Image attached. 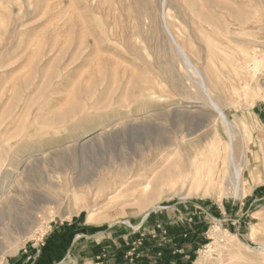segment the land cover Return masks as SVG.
Instances as JSON below:
<instances>
[{"label": "rangeland", "instance_id": "rangeland-1", "mask_svg": "<svg viewBox=\"0 0 264 264\" xmlns=\"http://www.w3.org/2000/svg\"><path fill=\"white\" fill-rule=\"evenodd\" d=\"M169 2L191 60L222 83L233 76L239 50L221 35L230 11ZM240 7L256 16L245 33L264 54V0ZM162 15V0H0V154L41 149L20 166L2 158L0 264H36L53 229L69 224L77 235L107 230L92 238L107 264H264V99L226 109L240 127L242 189L191 185L196 163L217 167L213 142L226 145L228 132Z\"/></svg>", "mask_w": 264, "mask_h": 264}, {"label": "bare ground", "instance_id": "bare-ground-1", "mask_svg": "<svg viewBox=\"0 0 264 264\" xmlns=\"http://www.w3.org/2000/svg\"><path fill=\"white\" fill-rule=\"evenodd\" d=\"M218 1L219 2L216 6L221 7L224 10L225 9L229 10L230 12H227V13H229V14L231 13L230 17L232 19L231 20L229 18L230 19L229 23H226L225 27L223 29H221V32H223V33H221V32L220 33H221V35L224 34V37L230 41V45L233 44L234 48L239 50L236 57H235L236 61H237L235 72H234L233 76L228 77L227 80L224 81L223 83L216 80V75H215L216 70L213 69V71H212V69H210L207 66V63L205 65L202 62L201 63L193 62L191 60L189 54L186 51V47L179 42L177 37H175V35L171 29V25L169 23V18H170L169 12L170 11L166 10L167 7H170V5H171L169 0H162V7H163L162 22H163V27H164L166 34L169 36L173 46L175 47L177 53L179 54V57L182 59V63H183V65L186 69V72L188 74L187 75L188 78L191 81H193V83H195V86L197 87L200 94L202 95L205 103L208 105L207 107L212 109L217 114L219 120L221 119L223 121V123L227 127V132H228V140L226 142V145H223L221 143V141H219V139H215V142H213L214 152L211 155L214 157V162L217 164L216 165L217 167L215 168L213 166V162H209V163L207 162V164L204 166H200L198 163H196L194 165V169H193L194 174L192 175V179L190 178L192 180V184L191 183L190 184L197 187L198 185H201L204 183H207L208 186H214L217 183H219L225 189V186L227 185V183H230V185H232V187L235 190H239L240 188L242 189L243 182L244 181L246 182V176L243 175V173H242L243 168L242 169L240 168L241 169L240 170L239 167L236 165L237 162H236V151H235V135H236V133H240V127L237 125L236 122H232L229 119V116H228L226 109L233 108L237 103H239L243 99L250 98V99L255 100V97H257L256 95H258V97L260 99H262V100L264 99V88H263L264 83H262L263 82L262 79L264 77V54H260V52L258 50V42L250 39L248 34L245 33L246 30L255 28L256 24H257V20L255 19L256 16H253V13L251 11L246 10L245 7H244L245 9H242L240 7L242 4H249L250 0H234V2L236 4L234 2H233V4H230L231 2L228 1L229 2L228 3L226 0L222 1V2H221V0H218ZM211 5H212V3H211ZM217 10H218V8H217ZM122 11H123V8H122ZM219 11H221V9H219ZM227 13H225V15L229 16V14H227ZM219 16L221 17L222 15L220 14ZM205 17L207 20H205V22H203V23L208 24V26H210L212 28H214V25L216 23H218L217 17H213L209 14L206 15ZM197 18L202 19V17L198 16V15H197ZM145 21H146V19H145ZM202 21H203V19H202ZM198 22H199V20H198ZM177 23H178V21H177ZM210 27H209V29H210ZM230 28H232V29H230ZM215 30H216V28H215ZM219 31L220 30H218L217 32H219ZM199 35H200V33H199ZM247 38H249L250 41ZM234 39H236L238 41H235ZM240 39H242V40H240ZM204 40H205V38H204ZM223 49H225V48H223ZM261 52H263V51H261ZM197 60L201 61L203 59L201 57H199ZM223 67H225V66H223ZM246 131L248 132L247 129H246ZM197 132H199V130H197ZM197 132L193 131V133H195L194 135H196ZM191 135H193V134H191ZM218 135L219 134H217V138L220 136V135L219 136ZM247 135H248V137L250 136L247 133L246 137H247ZM185 139H189V138H187V136H185ZM178 141H179V139H178ZM175 142H176V140H175ZM181 142L182 141H180V144H181ZM178 144H179V142L176 144V147ZM215 144H216V146H215ZM245 147H247V146H245ZM40 150L41 149H39L37 147H31V148H26V149H20L18 152L14 153V154L11 153V155L8 152L4 153V154L2 153V154H3V156L4 155L6 156V159L11 164H14L18 160L19 161L18 164L20 166V165H22V163H24L26 158L32 157L33 154H36ZM39 154H40V152H39ZM3 156H1V154H0V174H1V172H3V170H2V167L4 166L3 165L4 163L2 161ZM220 160L222 161V164H223L222 166L218 165V164H221ZM219 161H220V163H218ZM205 162L206 161H204V163ZM8 175L9 174H7V173H5L4 175H0V193H3L2 191L4 188L2 186H3V184H5L4 183L5 180L2 181V179L3 178L5 179ZM183 177H184V175H180V178H183ZM218 186H220V185H218ZM193 187H192V189H193ZM145 188L149 189L150 185L146 184ZM201 190L203 192V189H201ZM209 191H211V190H209ZM199 192H196V193L200 194ZM213 192H215V191L213 190ZM221 192H222V190H221ZM191 193H193V192H191ZM153 194H155V193H153ZM203 195H204V193H203ZM73 196L74 195H72V197ZM205 196H207V195H205ZM73 198L76 199L75 197H73ZM41 201H43V200H41ZM2 203H4V202H2ZM45 205H46V203L44 204V206ZM81 208H82L81 210L88 209V211H91V210L95 209V206L94 205L93 206L92 205H89V206L83 205V207L81 206ZM2 209H3V207H2ZM147 215L145 216V219H146ZM215 235H217V234H215ZM30 237H31V235H30ZM0 250L2 251L3 249H0ZM202 258H203V256H202ZM200 262H202V261H200ZM201 264H203V263H201Z\"/></svg>", "mask_w": 264, "mask_h": 264}, {"label": "crops", "instance_id": "crops-1", "mask_svg": "<svg viewBox=\"0 0 264 264\" xmlns=\"http://www.w3.org/2000/svg\"><path fill=\"white\" fill-rule=\"evenodd\" d=\"M65 228V235L60 234ZM106 231L87 228L84 234L77 235L72 231L71 224L65 227L57 226L53 229L52 234L46 238V245L41 250L36 264H107V260L110 259L108 248L105 247L98 251L95 249L96 244H92L94 242L92 238L102 236ZM82 239L90 240L85 242L89 246L83 245ZM104 256L105 258L100 260Z\"/></svg>", "mask_w": 264, "mask_h": 264}]
</instances>
